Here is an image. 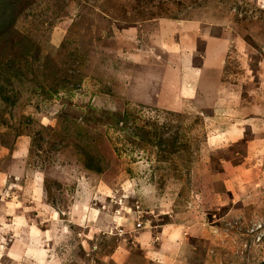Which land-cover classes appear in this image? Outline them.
I'll list each match as a JSON object with an SVG mask.
<instances>
[{"label": "rangeland", "instance_id": "obj_1", "mask_svg": "<svg viewBox=\"0 0 264 264\" xmlns=\"http://www.w3.org/2000/svg\"><path fill=\"white\" fill-rule=\"evenodd\" d=\"M0 264H264V0H0Z\"/></svg>", "mask_w": 264, "mask_h": 264}, {"label": "crops", "instance_id": "obj_2", "mask_svg": "<svg viewBox=\"0 0 264 264\" xmlns=\"http://www.w3.org/2000/svg\"><path fill=\"white\" fill-rule=\"evenodd\" d=\"M221 50H222V49H221ZM221 50H220V51H221ZM218 51H219V50H218ZM218 53H219V52H218ZM205 59L208 60V57L206 56ZM206 63H207V62L205 61V64H206ZM198 70H199L198 68L192 66V67L190 68V70H189V73H190V75H193V76H194L195 74L198 73Z\"/></svg>", "mask_w": 264, "mask_h": 264}, {"label": "built area", "instance_id": "obj_3", "mask_svg": "<svg viewBox=\"0 0 264 264\" xmlns=\"http://www.w3.org/2000/svg\"><path fill=\"white\" fill-rule=\"evenodd\" d=\"M137 227H141V223H138V224H137Z\"/></svg>", "mask_w": 264, "mask_h": 264}]
</instances>
